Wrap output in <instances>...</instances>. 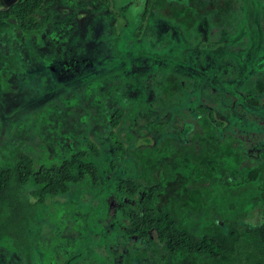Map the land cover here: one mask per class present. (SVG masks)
I'll return each instance as SVG.
<instances>
[{"label":"rangeland","instance_id":"374dc122","mask_svg":"<svg viewBox=\"0 0 264 264\" xmlns=\"http://www.w3.org/2000/svg\"><path fill=\"white\" fill-rule=\"evenodd\" d=\"M14 2L0 0V8ZM217 2L238 4L239 34L234 29L229 35L235 38L218 39L209 34L210 22L195 32L194 42L201 38L212 46L190 48L175 67L192 81L184 111L170 106L175 99L161 102L154 72L169 65L163 55L181 54L187 41L181 31H168L162 19L155 21L152 13L141 20L146 0H46L37 15L39 20L50 16V21L41 33L27 35L14 17L8 20L9 28L0 31V160L2 151L9 153L16 146L33 157L36 167L61 164L92 146L100 154L90 152L88 160L98 165L102 186H73L69 194L51 200L41 216L35 231L36 264H66L76 254L83 255L76 264H118L142 248L151 252V243L132 241L120 229L127 225L122 208L136 206V200L118 198L117 182L138 180L135 150L156 146L168 136L180 144L189 141L202 99L223 122L218 128L221 138L227 131L241 136L247 154L261 156L264 92L257 95L254 87L264 76V0ZM219 28L222 34L224 26ZM233 42L247 43L245 58L230 49ZM227 72L233 74L231 81L225 79ZM249 86L252 92L247 93ZM253 98L261 102L253 104ZM119 107L125 108V116L113 128L110 121ZM112 132L123 143L122 152ZM193 151L189 160L194 163L201 155ZM14 255L11 246L0 245V264ZM161 261L157 254L143 258V264Z\"/></svg>","mask_w":264,"mask_h":264},{"label":"trees","instance_id":"16d2710c","mask_svg":"<svg viewBox=\"0 0 264 264\" xmlns=\"http://www.w3.org/2000/svg\"><path fill=\"white\" fill-rule=\"evenodd\" d=\"M45 1L16 0L8 8H0V31L9 28L8 20L14 17L27 35L41 33L50 21V16L39 20L37 15ZM237 7L238 4H218L217 0H188L187 4L146 0L141 20L152 13L155 21L162 19L161 23L169 25L168 31H181L187 41L181 54L163 55L169 65L154 72L158 80L154 82L155 92L161 102L169 104L175 99L170 106L184 111L192 81L183 71H175L177 63L192 47L212 46L210 41L192 39L205 23H211L209 34L218 35V39L225 35L235 38L229 34L234 29L238 32ZM220 25L224 26L222 34ZM228 46L236 53L243 52L245 58L247 43L233 42ZM6 59L13 64L12 58ZM232 75L224 74L229 81ZM254 88L257 95L264 92V76ZM246 90L252 92L250 86ZM215 100L218 102V98ZM250 101L261 102L259 98ZM198 104L200 115L189 141L180 144L168 136L156 146L135 150L138 180H118L117 197L136 200V206L122 208L127 225L120 229L132 241L152 244L151 252L142 248L118 264H143V258L151 254L161 255V264H264V150L254 158L247 154V141L241 136L227 131L221 138L218 128L223 122L216 118L214 108L206 99ZM232 104L236 106L235 101ZM124 116L125 108H117L111 126L118 127ZM112 139L122 152L124 145L114 132ZM190 149L195 150L194 155H201L194 163L189 160ZM90 152L100 155L92 146L77 150L61 164L40 167L21 146L9 153L1 152L0 245L11 246L15 254L4 264H36L39 258L34 253L38 238L35 231L41 227V216L51 200L69 194L73 186L82 183L102 186L98 165L88 160ZM111 164L115 169V163ZM82 257L73 255L66 264H76Z\"/></svg>","mask_w":264,"mask_h":264}]
</instances>
